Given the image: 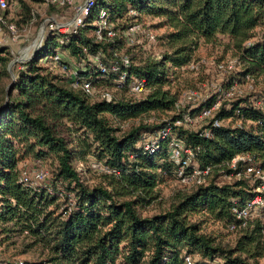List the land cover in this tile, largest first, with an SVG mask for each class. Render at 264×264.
I'll use <instances>...</instances> for the list:
<instances>
[{"label": "trees", "instance_id": "16d2710c", "mask_svg": "<svg viewBox=\"0 0 264 264\" xmlns=\"http://www.w3.org/2000/svg\"><path fill=\"white\" fill-rule=\"evenodd\" d=\"M99 9L106 10L115 28L156 18L157 26L166 28L155 35L162 52L136 59L121 40H96L91 22ZM29 11L22 1L15 15L25 21ZM201 44H222L236 57L240 69L224 86L249 75L260 89L253 100H222L194 130L182 121L185 110L179 109V93L171 87ZM56 47L79 62L69 78L39 63ZM123 54L129 59L126 67L119 61ZM9 60L7 47L0 46V232L7 234L2 241L14 234L27 240L26 247L39 245L45 254L35 264H264V225L252 213L235 216L258 182L244 177L242 169L255 166L264 173V112L252 104L264 100V0H93L81 27L49 33L28 60L17 64L13 78ZM73 79L97 88L119 84L124 93L137 79L144 93L89 100L81 89H70ZM220 92L189 115L221 99ZM153 113L172 114L156 122L141 120L124 131L114 124ZM164 128L168 133L161 137ZM173 140H181L193 154L182 177L193 168L208 167V173L191 191L175 194L165 211L142 215L158 197L159 184L179 179V164L169 156ZM238 155L245 159L228 169L226 162ZM88 157L109 169L93 184L75 170ZM25 158L47 171L44 181L32 186L18 181ZM219 176L233 180L219 181ZM193 215L219 223L234 233L233 240L222 243L203 232L200 222L190 220Z\"/></svg>", "mask_w": 264, "mask_h": 264}, {"label": "rangeland", "instance_id": "374dc122", "mask_svg": "<svg viewBox=\"0 0 264 264\" xmlns=\"http://www.w3.org/2000/svg\"><path fill=\"white\" fill-rule=\"evenodd\" d=\"M23 2L27 3L30 9L29 18H27L25 21H21V15H15V13L11 12V14H8L6 17H2L3 23L0 22V46L7 47L9 52L10 60L7 66V70L10 74V78H13V72L18 67L17 64L26 61L30 57V53L33 51V45L35 44L34 43L31 45V43L37 35L38 28L41 25L43 18L49 12H51V9L44 5L43 0H24ZM10 23L14 25L13 33H11V31L7 27V25ZM138 23L140 25V30L136 37L139 42L126 47L129 48V52L136 59H142L146 57H158L163 49L158 46L156 40L154 42H150L147 39V33L152 32L154 35H157L166 31V28L158 27L157 19L152 17H146ZM13 34L15 35V39L11 40L10 37ZM54 52L59 54L63 59H66L72 67L75 68L78 66V60L70 56L67 51H63L59 47H56L54 49ZM87 59L91 60V58ZM200 59L203 62L198 65L196 70H187L178 73V77L175 79L171 87L172 90L178 91L179 93V109H184L185 114L188 113V115L189 111H191L199 102L204 100L206 97H208L209 95H213L216 92L223 91L224 88L226 89L228 86H224V83H226L230 75L235 74L240 69L237 62L233 70L230 72L218 71L215 68V64L218 62L225 63L229 60L237 61L236 57L231 54L230 50L222 44L199 45L195 52L193 60ZM39 63L43 66L44 63L46 65L49 64L48 61H40ZM237 77L238 79L235 80V83L237 86V90L241 92V95H234L231 99L222 97L221 95V99L218 100L217 107L222 100L230 101L237 98H249L251 100L254 99L260 89L259 83L255 79L250 78L249 80H247L240 76ZM187 91L196 93L195 99L191 102L184 100V98L182 97L183 93ZM102 92H108L113 98L116 99L128 98L130 96L136 98L142 93H144V91H128V93H124L120 90V88L116 87H93V90L88 94L89 100L98 99L100 93ZM131 93L133 96L131 95ZM215 110L212 111L211 115L208 118H198L197 114L193 116L189 115L190 121L184 124L194 130L199 129L207 122V119H210V117L213 116ZM171 114L172 113H153L146 115L141 119L128 120L119 123L114 122V124L119 127L120 131H124L130 125H135L141 120L145 122H156L168 119ZM222 123L227 124V121L224 120ZM60 133L65 134V132ZM93 161L94 160L88 157L85 163H81L82 166L80 165V163H78L75 167V170L80 176V178L84 180L87 184L95 183L98 179L99 173L101 172L100 170H96L89 166V162ZM21 164H24L27 169L32 168V161L28 158H25L22 162H20L19 165ZM237 178L238 177H235L234 179ZM217 180L232 181L233 178L219 176ZM195 185L196 183L194 181V177L191 175L184 179L165 180L163 183L159 184L155 188V192L157 193L158 197L148 206L143 208L141 210V214L151 215L153 213L165 211L166 209H168L175 194H178L180 192H189L195 187ZM190 220L200 222V228L203 232L209 233L212 236L219 237L222 243H229L233 240L234 233L230 232L229 230H226L224 227H222L219 223L215 221L203 220L201 216L196 215L191 216ZM5 235L7 234L0 232V260L14 262L16 259H20L25 264H35L36 262L44 258L45 251L42 250L39 245H32V247H26L27 240L20 235L14 234H9V238L2 241V239L6 237ZM259 264H262L261 260L259 261Z\"/></svg>", "mask_w": 264, "mask_h": 264}, {"label": "built area", "instance_id": "2783aa9c", "mask_svg": "<svg viewBox=\"0 0 264 264\" xmlns=\"http://www.w3.org/2000/svg\"><path fill=\"white\" fill-rule=\"evenodd\" d=\"M24 0H0V22L3 23V18L1 12L8 10L13 13H17L20 10L21 2ZM43 3L46 7L51 9L42 20L41 25L38 28L37 35L35 39L32 41L31 45L38 41V45L35 50L43 44L47 35L49 33H56L59 35L75 32L79 27L83 25L86 16L89 14L93 0H43ZM94 27V35L96 40H105V41H116L121 40L125 46H129L132 44H136L139 41L137 40L136 35L140 30V25L138 22H132L127 27L124 28H115L113 24L108 20V14L105 9H99L97 15L91 22ZM8 29L11 33L14 32V25L8 24ZM11 40L15 39V35H11ZM147 39L150 42L155 41V35L152 32L147 33ZM57 42L62 43L63 38L59 37ZM1 44V43H0ZM34 50V49H33ZM91 58V57H88ZM41 61H48V65L44 63V66L49 70L53 71L52 73H56L59 76L64 78H69L75 74V68L72 67L66 59H63L56 52L48 56V58L41 59ZM91 61L96 63L95 58H91ZM119 61L121 64L126 67L129 65V59L126 55H120ZM203 62L200 60H191L186 65L185 68L187 70L193 71L196 70L198 65ZM237 61L229 60L227 62H218L215 64V68L218 71L230 72L233 70ZM113 64V63H112ZM238 64V63H237ZM100 71H104V67L100 64H97ZM114 69V66H111ZM59 72V73H58ZM125 78V74L122 73L120 75V80ZM244 78L249 80V75H244ZM70 89L79 88L85 94H89L93 90V86L89 84L88 81L84 80H76L73 79L69 85ZM250 87V86H249ZM116 88H120V85H116ZM130 92H143V83L141 80L133 79L129 85ZM237 93V94H236ZM234 95H241V92L237 90V86L235 81H233L226 89L222 91V97L232 98ZM195 92H184L182 97L184 100L193 101L195 99ZM99 98L108 102L113 97L108 92H102L99 95ZM219 100V99H218ZM218 100L215 101L209 107H202L197 113L198 118H208L212 111L217 107ZM255 108L264 112V100H257L252 103ZM188 112V110H187ZM236 110L235 113H237ZM184 123L189 122L190 118L188 113L185 114L182 120ZM176 122V123H180ZM213 124H217L216 121H213ZM168 133V128H164L160 131V136L164 137ZM208 134L207 132H205ZM169 156L175 162L179 164V170L177 172V177L179 179H184L189 175L194 177V181L196 184H200L203 182L204 177L208 173V167L204 169L193 168L191 173L185 177H182V169L185 167L192 159L193 154L189 148H186L181 140H173L170 148H169ZM245 157L242 155L232 157L228 162H226V167L228 169H235L237 160H244ZM81 165V163H80ZM82 166V165H81ZM89 166L100 170L101 172L108 173L109 169L102 165L99 162L93 161L89 162ZM241 173H243L244 177H248L251 181L257 180L258 182L254 186L253 191L255 194L247 201L245 204L238 210L235 211L236 218L244 219L247 217L249 213L255 214L262 224L264 225V173L255 166H247L242 169ZM235 177H239L240 171L236 172ZM47 177V171L38 166L37 161L32 162V168L27 169L25 166L21 169L20 174L18 176V181L25 185H37L38 183L44 181ZM231 228V227H230ZM185 262H189V258L185 257ZM14 264H25L22 260L16 259Z\"/></svg>", "mask_w": 264, "mask_h": 264}, {"label": "water", "instance_id": "95a60500", "mask_svg": "<svg viewBox=\"0 0 264 264\" xmlns=\"http://www.w3.org/2000/svg\"><path fill=\"white\" fill-rule=\"evenodd\" d=\"M35 51H36V50L34 49V50L30 53V57L33 55V53H34ZM30 57H29V58H30ZM29 58H28V59H29ZM28 59H27V60H28ZM12 62H14V61H12ZM12 62H11V63H12ZM11 63H10V64H11ZM10 64H9V65H10Z\"/></svg>", "mask_w": 264, "mask_h": 264}, {"label": "bare ground", "instance_id": "6f19581e", "mask_svg": "<svg viewBox=\"0 0 264 264\" xmlns=\"http://www.w3.org/2000/svg\"><path fill=\"white\" fill-rule=\"evenodd\" d=\"M38 45V41L35 42V44L33 45V49H35Z\"/></svg>", "mask_w": 264, "mask_h": 264}]
</instances>
